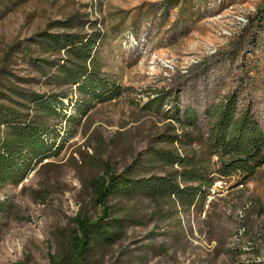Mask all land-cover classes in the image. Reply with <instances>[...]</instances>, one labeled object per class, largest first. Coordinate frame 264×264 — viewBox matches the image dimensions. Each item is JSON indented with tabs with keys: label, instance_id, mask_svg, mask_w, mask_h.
I'll use <instances>...</instances> for the list:
<instances>
[{
	"label": "rangeland",
	"instance_id": "rangeland-1",
	"mask_svg": "<svg viewBox=\"0 0 264 264\" xmlns=\"http://www.w3.org/2000/svg\"><path fill=\"white\" fill-rule=\"evenodd\" d=\"M0 59L14 41L49 30L72 13L96 22L99 59L121 90L114 100L78 114L71 88L63 117L52 121L59 153L27 172L18 184L0 182V264H50L74 228V217L98 213L86 185L104 165L120 172L167 133L168 120L142 106L158 93L177 94L174 105L197 112L206 135L207 110L230 93L251 110L264 131V0H0ZM87 27V26H86ZM52 30V29H51ZM23 45V46H24ZM10 70L40 75L20 48ZM15 76L13 82L24 86ZM238 176L216 179L203 205L182 211L166 200L113 198L128 219L116 243L93 248L94 264H243L264 261V166L244 184ZM213 190V191H211ZM245 210L244 244L232 252L235 212ZM249 246V245H248ZM236 251V250H234ZM255 255L256 257H254ZM254 257V258H253ZM244 258V259H243Z\"/></svg>",
	"mask_w": 264,
	"mask_h": 264
},
{
	"label": "trees",
	"instance_id": "trees-1",
	"mask_svg": "<svg viewBox=\"0 0 264 264\" xmlns=\"http://www.w3.org/2000/svg\"><path fill=\"white\" fill-rule=\"evenodd\" d=\"M95 26L84 14L72 13L54 21L52 30L34 33L25 45L14 41L2 53L0 182L18 184L30 169L59 153L58 132L52 121L63 117L62 110L67 108L63 101L72 87L82 117L96 103L121 94L104 75L105 65L98 56L102 36ZM20 48L24 61L40 75L38 84L47 90L33 88L34 77H16L9 69ZM9 76L26 84L21 86ZM171 94L158 93L142 105L168 120V132L159 133L157 143L138 153L120 172L105 164L99 175L87 180L98 213L94 217L87 212L76 214L65 243L49 255L50 264H94L90 258L93 248L112 245L123 237L128 219L111 204L113 198L166 200L172 207L189 211L203 205L216 179L235 175L244 184L264 166V131L251 107L240 108L236 93L227 94L207 110L206 135L198 126L194 109L181 111L176 105L165 109L178 100L175 94L169 102ZM232 252L239 258V252Z\"/></svg>",
	"mask_w": 264,
	"mask_h": 264
},
{
	"label": "bare ground",
	"instance_id": "bare-ground-1",
	"mask_svg": "<svg viewBox=\"0 0 264 264\" xmlns=\"http://www.w3.org/2000/svg\"><path fill=\"white\" fill-rule=\"evenodd\" d=\"M144 100L146 101L147 98H144ZM244 212H245V210H243V209H241V210L239 209L237 212H235L236 217L238 219L237 220L238 224H237V226H236V228H235V230L231 236V245H230L234 250H236L237 252H240V253H246V252L253 249V244H251L252 242H249L247 244V246L244 244V237L246 235V227L244 225V217H245ZM253 256L256 257L255 255H253ZM243 264H264V261L261 258L256 257L254 260H252V259L251 260H244Z\"/></svg>",
	"mask_w": 264,
	"mask_h": 264
},
{
	"label": "built area",
	"instance_id": "built-area-1",
	"mask_svg": "<svg viewBox=\"0 0 264 264\" xmlns=\"http://www.w3.org/2000/svg\"><path fill=\"white\" fill-rule=\"evenodd\" d=\"M213 191V190H212Z\"/></svg>",
	"mask_w": 264,
	"mask_h": 264
}]
</instances>
